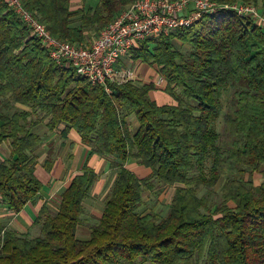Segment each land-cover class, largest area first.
<instances>
[{
  "label": "trees",
  "instance_id": "trees-1",
  "mask_svg": "<svg viewBox=\"0 0 264 264\" xmlns=\"http://www.w3.org/2000/svg\"><path fill=\"white\" fill-rule=\"evenodd\" d=\"M22 1L53 35L79 43L133 2L99 0L71 9V0ZM218 1L261 2L264 14V0ZM175 40L191 50L176 48ZM130 54L159 66L175 104L151 99L154 83H111L109 91L92 84L73 66L57 63L0 0V148L10 144L9 158L0 159V203L20 212L42 191L35 171L43 136L33 130L40 124L51 132L65 124L63 137L74 129L90 156L113 157L116 169L89 239L78 238L77 229L100 175L86 163L62 192L56 213L42 206L34 222L40 235L30 238L0 224V264H264V181L254 183L256 173L264 175V27L222 10L147 38ZM226 84L235 89L223 145L213 122L223 109L219 87ZM130 114L139 122L136 132ZM132 158L151 175L141 178L126 166ZM53 165L48 156L44 167ZM151 177L177 185L166 216L139 211ZM217 184L221 202L213 209L210 195L200 192Z\"/></svg>",
  "mask_w": 264,
  "mask_h": 264
},
{
  "label": "built area",
  "instance_id": "built-area-1",
  "mask_svg": "<svg viewBox=\"0 0 264 264\" xmlns=\"http://www.w3.org/2000/svg\"><path fill=\"white\" fill-rule=\"evenodd\" d=\"M9 8L30 29L50 56L59 64L73 66L80 76L94 85L110 90L111 83L134 81L132 68L119 67L121 58L147 38L169 35L180 27L192 26L206 14L235 10L264 27V14L253 3H222L218 0H133L102 29L89 45L59 38L29 9L22 0H6Z\"/></svg>",
  "mask_w": 264,
  "mask_h": 264
},
{
  "label": "crops",
  "instance_id": "crops-1",
  "mask_svg": "<svg viewBox=\"0 0 264 264\" xmlns=\"http://www.w3.org/2000/svg\"><path fill=\"white\" fill-rule=\"evenodd\" d=\"M261 1V0H260ZM94 7L86 6L83 0H71V9H78L80 7ZM96 6V5H95ZM262 3L259 2L257 7L261 9ZM94 37V36H93ZM93 40V39H92ZM83 42L84 45H89L91 41ZM119 67H126L134 69L136 73L135 80L137 83H154L155 87L149 93L150 98L158 102L159 104H175L176 99L165 91L166 79L163 77L161 70L156 64H147L140 61L133 60L131 54L129 56L123 57L118 62ZM156 78V79H155ZM153 81V82H152ZM159 81V82H157ZM127 121L133 132H136L139 128V122L134 114H130L127 117ZM65 124L60 125L56 129L54 134H60L62 141L61 146L63 150L57 153V157L51 155L54 160V165L51 171H47L44 167V162L38 161V165L43 164V167L48 172L45 174L47 176L43 182L42 191L30 202L20 212L12 211L7 205L0 203V224L4 225L6 228L14 229L20 233L28 234V231L35 226L34 222L44 204L50 209L52 213H56L59 209L61 202V194L68 187L72 178L80 172L83 166L88 163L96 172L100 175V178L94 183L90 196H98L100 191L97 189L100 182L104 178V174L108 170H112L110 167L111 162L114 160L113 157L92 155L90 156L89 147L82 142L81 136L72 129L67 137H63L61 131L64 129ZM10 156L7 153V157ZM6 157V158H7ZM48 158V156L46 157ZM46 160V159H45ZM80 160L79 167L75 166V163ZM74 162V165L72 164ZM37 165V166H38ZM132 171H134L139 177H147L152 173L151 168L146 167L138 162L137 159L132 158L126 163ZM37 170V167H36ZM140 174H144L140 176ZM116 177V176H115ZM115 180V179H114ZM264 181V175L256 173L254 175V183L258 186ZM58 199V205L55 210H52L50 203L53 198ZM105 206V205H104ZM86 207V205H85ZM104 210V208H103ZM103 214V211L101 215ZM84 215V214H83ZM100 215V217H101ZM99 217V218H100ZM83 218V216H82ZM80 225L77 229V236L83 240L90 238V230H79ZM80 233V234H79Z\"/></svg>",
  "mask_w": 264,
  "mask_h": 264
},
{
  "label": "rangeland",
  "instance_id": "rangeland-1",
  "mask_svg": "<svg viewBox=\"0 0 264 264\" xmlns=\"http://www.w3.org/2000/svg\"><path fill=\"white\" fill-rule=\"evenodd\" d=\"M98 2L99 0H83V3L86 6H89V5L95 6L97 5ZM126 7H123L120 10V12ZM100 32L93 37V40L91 41V43H93V41L99 36ZM174 43H175L176 48L184 52L191 50L188 44H183L182 42L178 40H175ZM234 89L235 87L231 84H226V85H222L219 87V97L223 103V109L221 111L220 117L215 122H213V127L220 134L221 142L223 143V145H226L229 142V139H228V136L225 130L224 114L230 109V100L233 96ZM33 130L40 133L43 136V143L36 150V152L39 155V161L44 162L47 156H51V155L56 156L57 153L63 150V147L60 145L62 138L59 133H57V135L54 134L55 132H51L45 124H40L36 126ZM9 150H10V144H9V141L8 142L6 141L5 143L2 144L0 148V155L2 156L0 158L1 160H3L2 159L3 157L4 158L7 157V153L9 154ZM72 164L74 165V162ZM79 165H80V160H78L75 163L76 167H79ZM209 166H210V161L208 160L206 164L207 170L209 169ZM35 174L40 180L45 181L47 178L45 174H48V172L43 167V164H41L37 166V170L35 171ZM104 175L105 176L103 180L100 182L99 186L97 187V189L100 191V194L96 197L89 196L85 201L86 211L83 215V221L80 224V228H79L80 231L90 230L91 227L99 221V217L105 205V196L111 190L113 183H114V179L116 176V169L108 170ZM143 175L144 174H140V176H143ZM151 181H152L153 187L144 192V195H143L144 204L141 205V207L139 208V211L142 214H144L150 210H154V211L160 212L163 216H166L169 212L171 198L174 194L175 187L177 185L175 186L165 185L161 183L160 181H158L155 177H151ZM220 186L221 184H217L210 191L207 187H202V190L200 192V195H210L209 197H210L211 205L213 209L219 206L221 202V193H220L221 187ZM57 205H58V199L56 197L52 199L50 203V207L52 208V210H55ZM28 234L30 238L40 235L41 234L40 225H35L34 227H32L28 231ZM199 262H200L199 264H206L204 260H201ZM124 264H129V263H124ZM134 264H140V263L137 262ZM146 264H150V263H146Z\"/></svg>",
  "mask_w": 264,
  "mask_h": 264
}]
</instances>
